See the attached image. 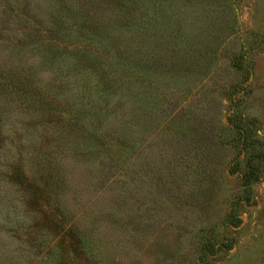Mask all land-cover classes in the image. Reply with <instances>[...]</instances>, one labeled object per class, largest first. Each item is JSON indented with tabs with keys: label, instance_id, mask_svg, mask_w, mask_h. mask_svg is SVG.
Instances as JSON below:
<instances>
[{
	"label": "rangeland",
	"instance_id": "obj_1",
	"mask_svg": "<svg viewBox=\"0 0 264 264\" xmlns=\"http://www.w3.org/2000/svg\"><path fill=\"white\" fill-rule=\"evenodd\" d=\"M241 124L264 0H0V264H264Z\"/></svg>",
	"mask_w": 264,
	"mask_h": 264
},
{
	"label": "trees",
	"instance_id": "obj_2",
	"mask_svg": "<svg viewBox=\"0 0 264 264\" xmlns=\"http://www.w3.org/2000/svg\"><path fill=\"white\" fill-rule=\"evenodd\" d=\"M236 128L240 143L242 144L239 146V149L244 152L241 180L243 185L250 186V184L256 181L261 175L259 165L264 157L262 151H260L262 145L254 138L251 130L244 124L237 125Z\"/></svg>",
	"mask_w": 264,
	"mask_h": 264
}]
</instances>
